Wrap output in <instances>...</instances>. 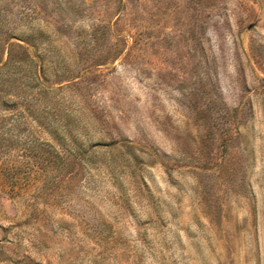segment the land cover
Returning <instances> with one entry per match:
<instances>
[{"label": "rangeland", "instance_id": "374dc122", "mask_svg": "<svg viewBox=\"0 0 264 264\" xmlns=\"http://www.w3.org/2000/svg\"><path fill=\"white\" fill-rule=\"evenodd\" d=\"M8 52L0 264H264V0H0Z\"/></svg>", "mask_w": 264, "mask_h": 264}, {"label": "trees", "instance_id": "16d2710c", "mask_svg": "<svg viewBox=\"0 0 264 264\" xmlns=\"http://www.w3.org/2000/svg\"><path fill=\"white\" fill-rule=\"evenodd\" d=\"M3 58H4V56H1L0 57V64L2 63V67L3 66H5V65H8L9 63H11L12 62V56H11V53H9L8 52V55H7V58L3 61ZM15 62V61H14ZM1 66V65H0ZM0 73H1V68H0ZM4 84H0V102H1V100H2V98H1V96L3 95V91H4ZM4 102H6V99H4ZM6 125H4V124H1L0 123V128H4ZM3 131L2 130H0V136L1 135H4L3 133H2ZM0 142H1V140H0Z\"/></svg>", "mask_w": 264, "mask_h": 264}]
</instances>
